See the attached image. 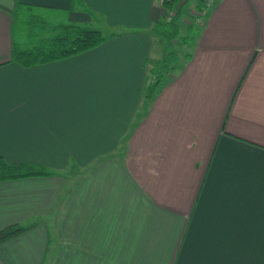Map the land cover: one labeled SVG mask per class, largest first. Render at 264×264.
<instances>
[{
	"label": "crops",
	"instance_id": "obj_1",
	"mask_svg": "<svg viewBox=\"0 0 264 264\" xmlns=\"http://www.w3.org/2000/svg\"><path fill=\"white\" fill-rule=\"evenodd\" d=\"M203 1L145 102L162 0H0V157L52 173L0 182V264H264V0ZM16 4L111 37L22 67Z\"/></svg>",
	"mask_w": 264,
	"mask_h": 264
},
{
	"label": "trees",
	"instance_id": "obj_2",
	"mask_svg": "<svg viewBox=\"0 0 264 264\" xmlns=\"http://www.w3.org/2000/svg\"><path fill=\"white\" fill-rule=\"evenodd\" d=\"M189 0H162L163 7L172 13V16L166 20L161 19L151 27V33L159 37L161 41L163 54L148 73L152 77L151 82L144 88V100L148 102L159 90L163 77L177 67V52L174 49V43L179 30V12L183 4ZM32 8L16 4L13 11L15 15L29 13ZM196 16H203L205 3L199 0L195 6ZM34 20H29L27 24L34 26ZM29 26V27H30ZM190 28V25H188ZM188 28V30H189ZM31 31V30H30ZM13 41L11 46V61L22 67L45 63L49 61L60 60L72 55H76L92 48L97 47L111 35H104L97 29L87 25L58 23L50 27V33L46 35L37 34V38L30 40L31 43L22 46L14 38V20H13ZM192 33L181 37V44L184 45L192 37ZM33 37V36H30ZM52 173L42 166L32 165L24 162L8 163L0 157V182L18 180L34 176H48ZM28 227L8 226L0 230V244L8 239L22 233Z\"/></svg>",
	"mask_w": 264,
	"mask_h": 264
},
{
	"label": "rangeland",
	"instance_id": "obj_3",
	"mask_svg": "<svg viewBox=\"0 0 264 264\" xmlns=\"http://www.w3.org/2000/svg\"><path fill=\"white\" fill-rule=\"evenodd\" d=\"M197 1L198 0H189L185 5L182 6L179 12V20H178L179 30H178V36L174 43L175 51L179 52L181 49L182 46L181 37L187 35V33L194 34L199 29V26L197 25L198 24L197 16L195 15L196 12L195 5L197 4ZM56 19H58L60 22L62 21L61 17H57ZM13 20H14V38L16 42H18L23 46L30 44L31 43L30 40H34L35 38H37L39 34L46 35L50 33L51 25L60 23L55 20L49 21L45 19L42 15L38 14L37 11L29 12L27 14L22 13L15 15ZM29 20H34L35 25L30 26L29 24H27ZM189 24H190V28L188 27ZM102 33L106 35V32H102ZM177 57H179L178 53H177Z\"/></svg>",
	"mask_w": 264,
	"mask_h": 264
}]
</instances>
